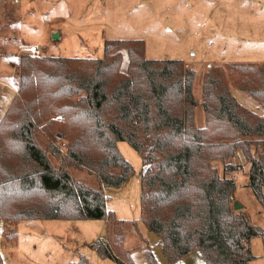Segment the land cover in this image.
Here are the masks:
<instances>
[{"label": "trees", "instance_id": "1", "mask_svg": "<svg viewBox=\"0 0 264 264\" xmlns=\"http://www.w3.org/2000/svg\"><path fill=\"white\" fill-rule=\"evenodd\" d=\"M120 48L129 58L126 73ZM18 62L17 91L0 118V235L4 224L25 220H105L108 239L96 241L97 253L134 264L121 247L136 223L106 210L104 194L134 172L117 145L125 141L146 164L138 173L140 220L169 264H182L191 251L205 264H250L255 237L264 254V224L233 209L235 181L212 164L242 151L247 186L264 215V114L229 89L230 82L264 110V63L209 67L199 101L195 71L181 59L146 58L142 39H105L102 58L23 54ZM198 104L202 126L195 120ZM38 132L48 136L45 146ZM71 169L86 171L97 185ZM234 169L224 165L226 174ZM140 247L148 264H159L147 244ZM67 264L92 263L80 254Z\"/></svg>", "mask_w": 264, "mask_h": 264}, {"label": "rangeland", "instance_id": "2", "mask_svg": "<svg viewBox=\"0 0 264 264\" xmlns=\"http://www.w3.org/2000/svg\"><path fill=\"white\" fill-rule=\"evenodd\" d=\"M54 33L58 37L53 38ZM105 39H142L146 58L181 59L195 71L193 94L200 101L202 75L209 67L228 62L264 63V0H0V118L16 94L18 59L28 54L29 47L39 45L40 55L46 56L102 58ZM120 52V71L126 73L128 54L125 48ZM229 89L249 110L264 114L256 101L230 82ZM195 120L199 126L204 124L200 104L195 108ZM37 141L45 146L50 140L38 132ZM117 145L134 169L120 187L104 188L106 210H112L118 219L136 223V229H127L121 248L128 250L134 264H148L140 247L147 244L159 264H169L157 236L140 220L138 173L144 159L127 142ZM212 164L219 175L234 179L233 201L243 206L250 222L263 226L261 205L247 186L249 164L242 151ZM226 164L236 169L226 174ZM71 170L78 180L97 185L86 171ZM29 221L34 230L4 224L1 237L8 244L6 264H67L75 261L78 253L92 264H117L101 258L92 245L99 234L104 236L105 220ZM68 222L71 224L66 225ZM56 232L62 238L52 236ZM12 233H16L14 239L9 238ZM250 248L255 256L250 264H264L262 240L253 238ZM185 256L182 264H205L196 251Z\"/></svg>", "mask_w": 264, "mask_h": 264}, {"label": "crops", "instance_id": "3", "mask_svg": "<svg viewBox=\"0 0 264 264\" xmlns=\"http://www.w3.org/2000/svg\"><path fill=\"white\" fill-rule=\"evenodd\" d=\"M16 92V91H15ZM14 95V94H13ZM146 167V164L145 163H143V167L141 168V170L142 169H144ZM64 221H69V222H72V221H74V220H64ZM28 222H31V221H29V220H25V221H21V222H19V223H17V225H16V229L18 228V225H21V226H25L26 228H28V229H30V230H34V228H31V227H35L34 226V224H32V223H28ZM66 223V225L67 224H71V223ZM31 226V227H30ZM105 232H104V236L103 237H101V235L99 234V237H98V235H95L96 236V240H95V242H94V244L96 243V241L98 240V239H105V240H107L108 239V231H107V226L105 225ZM68 229H70V228H68ZM75 229H76V231H78V235H79V226H78V229L75 227ZM16 232H17V230H16ZM56 235H52V236H55V237H58V238H62V235H60L59 233H55ZM2 234L0 235V252H1V255H2V257H3V260H4V262H5V264H6V257H7V254H9V252H8V244L6 243H4L3 241H2ZM17 236H18V232H17ZM81 237V236H80ZM81 239H83L82 237H81ZM94 244H92L93 245V248L96 250V248H95V246H94ZM4 249H5V254H4ZM96 252H97V250H96ZM80 254H82V253H78L77 254V259H78V257H79V255ZM186 257V256H185ZM185 257L183 258V261L185 262ZM76 259V260H77ZM70 262V261H69Z\"/></svg>", "mask_w": 264, "mask_h": 264}, {"label": "built area", "instance_id": "4", "mask_svg": "<svg viewBox=\"0 0 264 264\" xmlns=\"http://www.w3.org/2000/svg\"><path fill=\"white\" fill-rule=\"evenodd\" d=\"M28 54L37 57L40 55V46L39 45H33L27 49Z\"/></svg>", "mask_w": 264, "mask_h": 264}, {"label": "water", "instance_id": "5", "mask_svg": "<svg viewBox=\"0 0 264 264\" xmlns=\"http://www.w3.org/2000/svg\"><path fill=\"white\" fill-rule=\"evenodd\" d=\"M52 37L53 38H56V37H58V34L57 33H54L53 35H52ZM243 208V206L240 204V203H238V202H233V209L234 210H240V209H242Z\"/></svg>", "mask_w": 264, "mask_h": 264}]
</instances>
